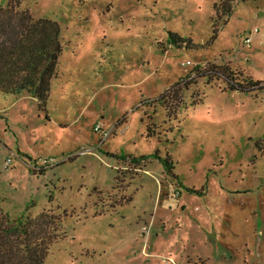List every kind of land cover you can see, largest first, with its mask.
<instances>
[{
    "label": "rangeland",
    "instance_id": "1",
    "mask_svg": "<svg viewBox=\"0 0 264 264\" xmlns=\"http://www.w3.org/2000/svg\"><path fill=\"white\" fill-rule=\"evenodd\" d=\"M22 1L63 83L0 91V211L60 217L45 264H264V0Z\"/></svg>",
    "mask_w": 264,
    "mask_h": 264
},
{
    "label": "trees",
    "instance_id": "2",
    "mask_svg": "<svg viewBox=\"0 0 264 264\" xmlns=\"http://www.w3.org/2000/svg\"><path fill=\"white\" fill-rule=\"evenodd\" d=\"M236 1L216 3L219 16L231 14ZM22 2L10 0L0 8V91L27 93L47 114L63 52L61 27L54 20L34 16L22 8ZM59 223L60 217L49 209L18 221L0 211V264H45L50 246L57 241Z\"/></svg>",
    "mask_w": 264,
    "mask_h": 264
},
{
    "label": "crops",
    "instance_id": "3",
    "mask_svg": "<svg viewBox=\"0 0 264 264\" xmlns=\"http://www.w3.org/2000/svg\"><path fill=\"white\" fill-rule=\"evenodd\" d=\"M61 70V69H60ZM59 70V68H58V75L53 79V81H52V93H51V97L53 96V94H54V89H55V87L56 86H58L59 87V85H61L62 83H63V80H62V78H61V76H60V73H61V71ZM62 87V86H61ZM5 94V93H4ZM7 95H12V96H15V97H17V98H19V99H21L22 100V98H26V99H30V100H33L34 102H37L36 101V99H34L31 95H29V94H27V93H23V94H21V95H13V94H7ZM13 103H15V102H13ZM126 168V167H125Z\"/></svg>",
    "mask_w": 264,
    "mask_h": 264
},
{
    "label": "built area",
    "instance_id": "4",
    "mask_svg": "<svg viewBox=\"0 0 264 264\" xmlns=\"http://www.w3.org/2000/svg\"><path fill=\"white\" fill-rule=\"evenodd\" d=\"M255 32H258V29H256ZM246 42L247 43L251 42V37L247 38ZM100 129H101L100 125L96 126V128H95V130H100ZM109 135H110L109 132H105L104 138L108 137ZM40 160L48 163L47 158H41Z\"/></svg>",
    "mask_w": 264,
    "mask_h": 264
}]
</instances>
